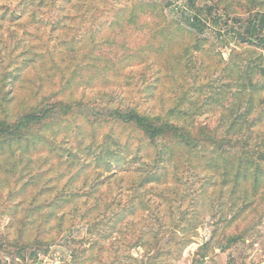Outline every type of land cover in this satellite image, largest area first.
I'll list each match as a JSON object with an SVG mask.
<instances>
[{
    "label": "rangeland",
    "instance_id": "rangeland-1",
    "mask_svg": "<svg viewBox=\"0 0 264 264\" xmlns=\"http://www.w3.org/2000/svg\"><path fill=\"white\" fill-rule=\"evenodd\" d=\"M142 1L155 2L162 7V13L168 21L177 20L183 27L187 25L186 18L195 14L205 20L206 26L198 38V49L194 48V40L190 37L189 41L187 40L189 49L184 57L178 59L171 56L174 61L170 68L171 73L164 70L158 73L161 77L159 82L162 84L153 90L154 95L144 89L148 81L156 75V64H153L151 69L145 67L152 58L140 66L135 63L125 64L123 60L115 61L110 68H106L110 64V61L106 60L107 57L114 58L116 53L126 55L145 47L149 48L156 42L157 33L153 30L158 28V23H154L158 22V17L148 9L145 14L137 13L132 19L122 16L118 24L113 25L116 18L115 9L128 0H39L40 22L29 26L25 22L26 16L22 15L16 24L10 25V30L4 29L3 32L7 34L13 31L12 45L19 41L20 46L16 49V54L27 46H31L35 53L44 52L46 47L52 48L54 52L66 49L68 52L72 47L76 49L74 58L69 60L66 56L67 60L62 63L69 68L66 77L75 76L77 81L72 88V95H69L72 99L82 98L85 103L94 102L99 105L106 101L122 105L138 104L147 112L152 109L156 112H166L176 105V112L182 109L194 115L192 118L175 115L180 123L190 124L195 121L215 126L220 119L218 126L221 129L229 127L233 116L244 110L248 100L247 95L242 99L236 98L235 80L245 72L246 65L258 54L264 57V47L238 44L237 32L245 34L249 22L253 21L254 17L260 23L264 22V16L255 14L258 10L248 9L252 0H222V5L218 7L213 2L218 0H194V6L186 3V0ZM3 2L5 0H0V5ZM23 2L24 0H8L7 3L14 8L21 7ZM53 15L55 21H59L56 24L49 19ZM59 18L66 24L63 25ZM144 21L151 22V26L143 24ZM261 29L264 33V23ZM29 31L32 34H29ZM87 36L93 37L94 41L87 40ZM99 37H106L111 42L101 46ZM69 39L70 41L65 43ZM179 48L173 50L179 53ZM252 49L254 53H251ZM101 51L104 54H101ZM242 52L247 54H241ZM99 53L101 58L96 60L94 57ZM30 57H34L35 61L28 63L36 68L29 67L30 70L25 75L27 79H19L9 85L13 87V91L8 95V99L11 95L13 99L18 97V89L14 84L25 94L32 91L31 95L23 96L34 95L36 100L51 89H57V78H47L46 68L41 65L42 60L37 55L25 53L18 59ZM257 63L264 67V59ZM93 65L99 66L98 71L91 68ZM235 65H239V75ZM185 67L187 71L184 70ZM75 71L79 75H76ZM85 79L92 82L85 84L80 81ZM20 83L24 87L20 88ZM177 83H182L184 87L176 88ZM135 84L138 85L137 88L131 90ZM175 92L177 95H190L191 98L185 102L176 101L171 97ZM260 94L255 95L256 99H264V90ZM218 100L221 103L217 102ZM262 105L264 107V100ZM82 122L79 118L73 120L71 128L74 125L83 126ZM261 127L264 133V124ZM183 162L178 165L169 161L157 166L151 165L153 170L159 171L165 167L164 171L168 172V181L172 182L169 183L172 189L168 190L172 199L170 203L161 205L158 210L153 208L139 211L140 213L133 216L129 215L115 226L108 218L112 216L111 210L106 214L99 213L98 218L86 223L81 218L82 213L93 215V198L86 205H82L84 198H79L78 204L66 200L64 204L53 208L54 217L61 216L63 212L67 214L60 226L57 225L56 219L45 222L42 220L47 215L45 207L33 214H30L29 209L34 208V205L19 207L16 215H10L12 205L24 196L17 195L14 200L10 199L11 188L16 191L17 186L12 187V183H7L8 174L0 169V263L145 264L154 261L156 249H160L170 240L172 228L178 227L175 240L185 238L186 246L181 249L179 258L171 259V264H264V183L260 184L255 194H248L249 201H245V208L240 210L244 202L238 201V204L232 206L227 187L221 192L210 191L207 195H202V177H211L212 171L206 172L207 168H203L200 160ZM6 167L8 165L2 166L0 163V168ZM25 167L27 161L19 164L18 170ZM152 196L154 194L151 191L146 195ZM126 200L127 197L124 196L123 203ZM23 201L29 202L30 198ZM179 201H183V205H180ZM197 201L198 205L195 204ZM76 205L82 207L73 208ZM69 218L73 223L68 221ZM179 227H184V230ZM230 236L240 240L231 242L228 238ZM206 241H210L209 250H200ZM38 242L44 243L40 245L41 248ZM218 244L229 247L221 250L217 247ZM160 254V257L165 256V253Z\"/></svg>",
    "mask_w": 264,
    "mask_h": 264
},
{
    "label": "trees",
    "instance_id": "trees-1",
    "mask_svg": "<svg viewBox=\"0 0 264 264\" xmlns=\"http://www.w3.org/2000/svg\"><path fill=\"white\" fill-rule=\"evenodd\" d=\"M7 2L8 0H5L0 5V44H2L0 163L8 167L0 169L8 174L6 182L12 183V187L17 186L16 191H12L11 188L10 199L14 200L17 195L24 196L23 199L30 198L29 202L21 199L13 204L10 215H16L19 207L34 205V208L29 209L30 214L37 213L40 208L45 207L47 215L42 220L45 222L56 219L57 225L60 226L67 214L63 212L61 216L54 217L53 208L64 204L66 200L78 204L79 198H84L82 205H86L93 198V215L86 212L82 213L81 218L86 223L98 218L99 213L106 214L111 210L112 216L108 218L115 226L129 215L133 216L140 213L139 211L153 208L158 210L161 205L166 206L165 203L171 202L168 190L172 189L169 184L172 182L168 181L169 174L164 171L165 167L159 171L153 170L152 164L157 166L169 161L178 165L183 161L191 162L194 159L201 161L203 168H207L206 172L212 171L211 177H202V195H207L210 191L221 192L227 187L232 206L244 202L240 210L245 208V201H249L250 198L248 194L250 192L255 194L260 184L264 183V133L261 127L264 124L262 105L264 99L255 97L261 95L260 92L264 90V67L257 63L264 59L262 54H258L250 64L246 65L243 74L239 75L238 72L241 70L239 65H235L236 73L239 75L235 80L236 98L242 99L247 95L248 100L244 110L239 114L235 113L229 127L221 129L218 126L221 123L220 119L215 126H210L206 122L195 123V121L183 124L177 121L175 115L191 118L194 115L182 109L176 112V105L166 112H156L153 109L147 112L138 104L122 105L106 101L103 105H99L94 102L85 103L82 98H70L69 95H72V88L77 81L75 76L66 77L69 68L62 63L67 60L66 56L72 60L77 54L76 49L72 47L68 52L67 49L54 52L52 48L46 47L44 52L35 53L31 46H27L16 54V49L20 46L19 41L12 45L13 31L4 34L3 30H10V25L16 24L22 15L26 16L25 22L29 26H35L34 24L41 21L39 15L41 2L24 0L21 7L14 8ZM213 2L217 7L222 5V0ZM251 2L252 5L248 9L258 10L255 14L264 16V13H261L264 12V0ZM186 3L194 6V0H186ZM214 4H212L213 8ZM147 9L158 17V22H154L158 23V28L153 30L157 33L156 42L149 48L145 47L126 55L116 53L114 58L107 57L106 60L108 59L110 64L106 68H110L115 61L123 60L125 64L135 63L140 66L152 58L153 60H150L145 67L150 68L156 64V75L148 81L144 89L150 91V95H154L153 90L162 84L159 82L161 77L158 73L161 70L171 73L170 68L174 62L171 56L178 59L184 57L189 49L187 44L190 37L194 40V48L198 49V38L206 26L205 20L197 14L186 18L185 27L177 20L168 21L162 13V7L155 2L145 3L142 0H128L127 3L119 5L114 12L116 18L113 25L118 24L122 16L132 19L137 13L145 14ZM49 19L54 24L59 22L55 21L54 15ZM61 19L59 18L62 23ZM263 23V21L258 23L254 17L253 21L249 22L245 34L237 32L238 44L264 47V33L261 29ZM143 24L151 26V22L148 21H144ZM29 34L32 32L29 31ZM86 39L94 41L90 36ZM69 41L70 39L65 43ZM98 42L101 46H105L111 41L106 37H99ZM173 48L174 50L179 48L180 52L177 53ZM25 53L37 55L42 60L41 65L46 68L47 78H57L55 81L57 89H51L36 100L34 95L23 96L31 95L32 91L29 90L30 92L25 94L14 84L18 89L16 91L18 97L13 99L11 95L12 97L8 99V95L13 91V87L9 85L19 79H27L25 75L31 67L28 61H35L34 57L19 60V56ZM251 53H254L253 49ZM101 54H104L103 51ZM101 54L94 58L99 60ZM33 66L31 68L35 69L36 67ZM91 68L98 71L99 66L93 65ZM184 70L187 71V68L185 67ZM49 72L54 75H50ZM75 72L79 75L77 71ZM80 81L89 84L90 80ZM19 86L21 88L22 83ZM137 86L135 84L130 89ZM181 87H184L183 84L177 83L176 88ZM171 97L182 102L191 98L190 95H177V92ZM78 118L84 125L81 127L74 125L75 127L71 128L73 120ZM23 161H27V167L18 170L19 164ZM149 191L153 192L154 196L146 197ZM124 196L127 197L125 203H123ZM183 201H179V204L183 205ZM195 204L198 205V201ZM123 205H125L123 208H119ZM78 207L82 206L76 205L73 208ZM68 221L73 223L70 218ZM176 228L178 227L172 228V238L161 248L159 247L160 249H156L154 261L145 264H171V259L180 257L181 249L186 246V240L185 238L175 240V231L179 230ZM179 228L184 230V227ZM241 237L242 235L239 238ZM228 238L231 242L240 240L231 236ZM209 243L210 241L203 243L200 250H209ZM43 244L38 242L40 248ZM227 246L218 244L217 247L226 250L229 247ZM160 253H165V256L160 257L162 255Z\"/></svg>",
    "mask_w": 264,
    "mask_h": 264
}]
</instances>
